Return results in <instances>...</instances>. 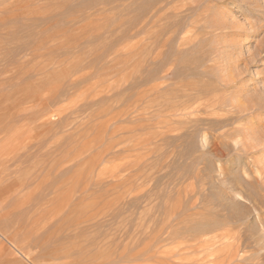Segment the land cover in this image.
<instances>
[{"label":"rangeland","instance_id":"374dc122","mask_svg":"<svg viewBox=\"0 0 264 264\" xmlns=\"http://www.w3.org/2000/svg\"><path fill=\"white\" fill-rule=\"evenodd\" d=\"M0 160V264H264V0H0Z\"/></svg>","mask_w":264,"mask_h":264},{"label":"bare ground","instance_id":"6f19581e","mask_svg":"<svg viewBox=\"0 0 264 264\" xmlns=\"http://www.w3.org/2000/svg\"><path fill=\"white\" fill-rule=\"evenodd\" d=\"M104 1V0H103ZM123 1V0H122ZM237 92V91H236ZM215 104V103H214ZM216 105V104H215ZM212 107V106H211ZM256 111V110H255ZM257 112V111H256ZM257 127V126H256ZM1 161V160H0ZM239 196V195H238ZM263 224V223H262ZM206 226V225H205Z\"/></svg>","mask_w":264,"mask_h":264}]
</instances>
